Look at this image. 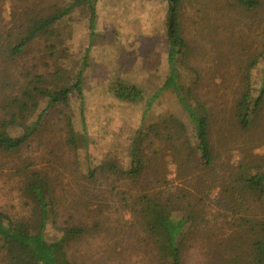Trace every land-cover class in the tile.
I'll use <instances>...</instances> for the list:
<instances>
[{
  "label": "rangeland",
  "instance_id": "1",
  "mask_svg": "<svg viewBox=\"0 0 264 264\" xmlns=\"http://www.w3.org/2000/svg\"><path fill=\"white\" fill-rule=\"evenodd\" d=\"M60 1L0 0V117L5 115L6 101L11 96H18L27 76L47 77L54 63L61 60L70 59L81 65L89 49L84 59L82 86L87 143L81 144L75 154L61 152V147L57 146L60 141L57 128L62 123L54 122L56 125L48 133L38 135L18 154L0 152L2 212L15 219L26 214L27 199L20 191L26 175H19L17 169L19 165L25 167L22 161L29 158L33 165L28 171L48 174L52 179H56V173L61 171V158L73 161V170L77 167L84 171L88 165L105 164L127 170L130 146L140 126L166 117L187 122L177 102L175 88L178 86L183 90L191 88L205 103L210 113L211 144L220 157L217 163L228 159L231 162L243 158L264 159V98L258 117L245 131L234 124L232 112L247 84L253 97L264 92V0H253L257 6L250 11L237 6L235 0H180L178 16L185 54L177 57L175 78L170 77L168 45L161 30L166 25L171 0H89L96 9V19L91 22L92 32L87 20L72 18L70 31L61 29L56 36L37 38L18 56H13V47L29 31L26 23L32 13L48 14L51 5L60 4ZM64 48L67 49L65 52ZM117 79L136 86L141 99L133 102L117 100L112 88ZM69 112L74 117L80 114L74 92L70 97ZM26 127H10L6 132L11 137H19ZM224 132L228 133L226 139L222 136ZM46 140H53L52 145L44 146ZM223 141L226 146L221 147ZM235 148L248 150V153L242 156ZM51 150H55L56 157L49 156ZM69 178L66 172L62 182L57 177L65 196L64 205L59 207L63 215L57 221L59 227L66 215H72L74 223H89V213L73 206V200H82L79 188L87 185L79 175L77 183ZM198 182L197 190L204 187L202 181ZM108 186V182H103L101 188L106 190ZM57 194L62 197L59 192ZM214 198L206 209L208 221L212 219L210 211L216 215L222 212L220 203H213ZM107 202L111 203V200ZM114 210L113 205L106 210L104 230L91 232L81 242L72 244L68 255L74 263L156 264L152 259V255L158 253L156 245L138 226H130L135 222L133 218L127 214L122 218L121 213ZM51 221L47 233L54 235ZM201 226L199 232L203 234L206 228ZM111 228L115 230L111 231ZM190 245L191 242L184 250L183 264H202L199 249H191Z\"/></svg>",
  "mask_w": 264,
  "mask_h": 264
},
{
  "label": "trees",
  "instance_id": "2",
  "mask_svg": "<svg viewBox=\"0 0 264 264\" xmlns=\"http://www.w3.org/2000/svg\"><path fill=\"white\" fill-rule=\"evenodd\" d=\"M88 1L61 0L60 4L51 5L48 14L32 13L26 23L29 31L13 47L12 55L18 56L37 38L70 31L72 18L87 20L92 32L96 9ZM180 2H168L167 22L161 29L168 45L171 78L176 77L177 57L185 54L178 16ZM235 2L246 11L257 6L253 0ZM51 50L54 52L53 47ZM88 51L81 65L75 62L77 68L70 59L61 60L54 63L47 77L27 76L18 96L9 97L4 105L5 115L0 117V152L18 154L38 135L48 133L56 125L54 122L62 123L57 128L61 152L75 154L81 144L87 143L82 86ZM112 88L117 100L141 99L140 90L122 79L115 80ZM73 92L80 106L76 117L69 112ZM175 92L187 122L166 117L140 126L130 146L127 170L114 164L73 170V161L61 158V171L52 179L48 174L28 171L33 165L30 158L22 161L25 167L19 165L17 172L26 175L20 191L27 199V212L15 219L0 210V264H75L68 255L69 248L91 232L106 228L104 216L110 205L122 218L126 214L133 218L135 222L130 226H138L156 245L158 253L152 255L156 264H183V253L190 242L189 248L199 249L202 264H264V159L243 158L239 162L228 159L217 163L220 157L211 144L210 113L205 103L191 88L183 90L178 86ZM263 98L264 92L253 97L250 86L244 87L232 109L237 128L245 131L251 127ZM10 127L26 128L19 137H11L6 132ZM228 133L222 136L226 139ZM53 140H46L44 146H51ZM220 145L226 146V142ZM234 150L241 151L242 156L248 153L241 148ZM49 156L56 157L55 150ZM64 172L69 174V181L76 182L79 175L87 185L79 188L82 200H73V206L89 213V223H74L73 216L66 215L62 225H57L63 216L59 207L65 203L64 189L57 177L62 182ZM102 181L109 183L106 190L101 188ZM198 181L204 187L197 190ZM212 197L214 204L220 203L222 212L216 215L210 211L212 219L208 221L206 209ZM51 219L54 235L47 233ZM201 225L206 228L203 234L199 232Z\"/></svg>",
  "mask_w": 264,
  "mask_h": 264
}]
</instances>
